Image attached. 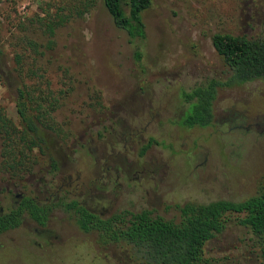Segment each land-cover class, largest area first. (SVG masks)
<instances>
[{
  "label": "rangeland",
  "instance_id": "rangeland-1",
  "mask_svg": "<svg viewBox=\"0 0 264 264\" xmlns=\"http://www.w3.org/2000/svg\"><path fill=\"white\" fill-rule=\"evenodd\" d=\"M38 5V0H19L14 6L0 0V21L7 12L11 17L31 15ZM144 20L142 64L134 62L127 34L100 6L57 31V46L44 63L53 88L66 91L55 115L72 136L60 149L54 174L46 165L37 170L33 184L0 181L4 212L11 207L6 185L39 203L57 196L62 203L76 200L99 213L90 205L94 200L105 208L104 215L148 210L165 219L177 216L176 205L241 201L255 194L264 178V83L219 90L210 127L187 129L176 122L186 109L181 91L226 76L211 46L212 33H258L264 21L262 2L152 0ZM2 35L7 37L4 30ZM1 49L0 75L5 79L12 55L5 44ZM2 78L0 106L16 121ZM151 140L157 144L141 154ZM38 178L50 185L52 194L40 193ZM52 215L47 226L56 237L52 244L26 221L0 235V264H135L121 247L101 248L95 233L81 232L63 206ZM243 236L242 230L228 226L208 245L209 256L221 264L222 258L225 263L257 264L244 260L250 256Z\"/></svg>",
  "mask_w": 264,
  "mask_h": 264
},
{
  "label": "trees",
  "instance_id": "trees-1",
  "mask_svg": "<svg viewBox=\"0 0 264 264\" xmlns=\"http://www.w3.org/2000/svg\"><path fill=\"white\" fill-rule=\"evenodd\" d=\"M17 1L6 0L13 6ZM260 1L264 8V0ZM38 2V11L31 15L11 17L7 12L4 21H0V59L3 44L12 55V66L7 69L5 79L0 77L17 113L15 121L0 106V181L22 185L46 165L54 174L59 168L60 149L72 136L55 115L66 91L53 88L44 63L47 53L57 46V31L100 6L113 25L127 34L133 46V60L142 64L147 38L144 14L152 5V0ZM210 41L226 67V76L208 78L188 91H181L186 109L176 123L182 128L213 125V106L219 90L255 81L264 83V23L256 34L214 32ZM153 143L157 144L151 140L141 154ZM63 207L74 216L81 232L96 234L101 248L119 246L135 264H221L209 256L208 245L230 225L244 232L242 243L250 256L244 260L264 264V178L255 194L244 200L176 205L177 216L173 219L154 216L148 210H123L101 218L76 200ZM25 209L37 222H44L47 216L36 202L25 198L17 210L0 216V235L21 225ZM224 259L222 264H234L225 263Z\"/></svg>",
  "mask_w": 264,
  "mask_h": 264
},
{
  "label": "flooded vegetation",
  "instance_id": "flooded-vegetation-1",
  "mask_svg": "<svg viewBox=\"0 0 264 264\" xmlns=\"http://www.w3.org/2000/svg\"><path fill=\"white\" fill-rule=\"evenodd\" d=\"M264 23V21H263ZM43 170H40L39 172H42ZM37 172V171H36ZM35 174L28 177L26 179V182H28V185L29 184H33L36 177H35ZM48 174V172H47ZM39 182V185L40 186V193L44 194L45 196L47 195H50L52 194L51 193V189H50V185L48 183H46V181H44L42 178H38L37 180ZM14 184V183H13ZM22 185V184H20ZM71 185V181L69 182V184H67V187H69ZM23 186V185H22ZM1 191V189H0ZM18 192V193H16ZM72 191L69 192V194H71ZM4 194L6 195V198L8 199L11 207H10V210H17L21 205H23V201L25 198H29L27 197L26 195H24L21 191H17L16 189H13V190H10V186L9 185H6L5 188H4ZM32 201L36 202V204L42 208L43 210V213H47V216L46 218L44 217L43 219L44 222H37L35 221L34 219L31 218L30 216V213H29V210L25 209L24 210V213L22 214L21 216V225L19 227H21L23 224H25L26 221H29V223L32 225V231L34 233H36V235L40 238V239H43L44 242L46 244H52L51 242V239H55L56 237H52V232L49 231L47 229V226L49 224V221L50 219L53 217V212L56 208H59V207H62L64 206V204L66 203H70L71 201H74V200H71L69 202H66V203H62L61 201L58 200V197L55 196L51 201H49V199H47L45 202H42V203H39L37 201H35L33 198H30ZM90 213L92 214H95L101 218H107L109 217L110 215H104V212L106 211L104 207L101 206V203L100 202H96V201H92V203L90 205H92L94 208H96L97 210H100V212H96L94 210H91L89 209L87 206H85L84 204H82ZM8 211V212H9ZM65 211V210H64ZM8 212H4V209L2 207H0V216L8 213ZM66 212V211H65ZM18 227V228H19ZM17 229V228H16ZM14 230V229H12ZM10 231V230H9ZM8 232V231H7ZM33 244H35L38 248L42 249L43 246L41 243H38L36 241H32Z\"/></svg>",
  "mask_w": 264,
  "mask_h": 264
}]
</instances>
